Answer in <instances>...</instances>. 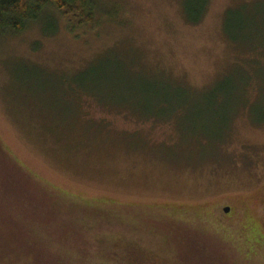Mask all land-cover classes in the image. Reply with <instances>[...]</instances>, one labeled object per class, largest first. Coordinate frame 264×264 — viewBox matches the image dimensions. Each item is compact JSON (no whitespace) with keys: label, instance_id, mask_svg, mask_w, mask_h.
I'll return each instance as SVG.
<instances>
[{"label":"rangeland","instance_id":"374dc122","mask_svg":"<svg viewBox=\"0 0 264 264\" xmlns=\"http://www.w3.org/2000/svg\"><path fill=\"white\" fill-rule=\"evenodd\" d=\"M88 1L93 28L50 13L0 34V264L84 257L62 204L118 218L103 225L126 241L173 239L183 264H264V111L257 82L245 107L240 91L264 78L247 53L264 0H208L196 25L185 0ZM221 84L214 119L200 100Z\"/></svg>","mask_w":264,"mask_h":264},{"label":"trees","instance_id":"16d2710c","mask_svg":"<svg viewBox=\"0 0 264 264\" xmlns=\"http://www.w3.org/2000/svg\"><path fill=\"white\" fill-rule=\"evenodd\" d=\"M197 3L198 5H196ZM207 6L208 0H185L184 11L188 23L192 25L198 24L202 20ZM245 8L246 6H242L234 10H227L225 14L223 31L228 40L235 45H240L241 41L231 36L230 20L233 14H240ZM50 13L66 21L67 26L68 24L85 28H93L94 26L93 7L88 0H0V34L2 35V33L5 32L20 33L26 29L28 24L41 23L45 18L50 17ZM50 19L52 20L53 17H50ZM259 41L258 38L257 42ZM250 46L251 49L248 50L247 53L250 52L251 58L249 57L248 60L257 67L264 66V60H259L264 54V47ZM251 79L254 80L255 83H258L259 89L257 98L248 107L250 109L258 108L264 111V78L262 81H259L255 75L246 78L241 83L240 91L243 97V107L246 106V101H244L245 91ZM225 84H221L216 88H211L200 100V102L207 103L209 106L208 108H211V115L214 119L218 117V111H215L218 106L216 103L219 101L217 98L218 92L220 88L222 92L226 87ZM179 100L183 101V99ZM121 107L130 110L132 107V109L134 108L136 111L139 110V108L133 104V101L131 107ZM188 107L189 105L187 106V104L181 103L180 106H177L174 114H177V117H183V115L187 114ZM139 116L141 115L139 114ZM258 124L261 123L259 122ZM1 158L6 159V155L0 146V159ZM61 206L63 207L62 209L73 214L71 223L79 227L80 230H83L82 238L83 241L86 242L84 248V253L86 255L79 259H71V264H183L181 261L185 254L184 249H182L180 245L177 246L178 248H174L173 246H175L176 243L173 239L169 240L162 235L163 237H160L159 242L157 245H154V248H151V246H144L142 242L137 239L126 241L120 230L114 231L111 226L105 227V225H103V223L111 224L112 220H117V224L121 225L122 223L118 221V218L111 219L104 211L95 209L86 211L85 208L78 205L62 204ZM122 222L124 223L123 220ZM33 233H35V231H33ZM23 248L33 250L27 242L26 246H23ZM115 254L119 255L118 262H113L115 260L111 259ZM37 258L36 261L40 263L41 258Z\"/></svg>","mask_w":264,"mask_h":264},{"label":"water","instance_id":"95a60500","mask_svg":"<svg viewBox=\"0 0 264 264\" xmlns=\"http://www.w3.org/2000/svg\"><path fill=\"white\" fill-rule=\"evenodd\" d=\"M230 211V208L229 207H225L224 209H223V212L224 213H228Z\"/></svg>","mask_w":264,"mask_h":264}]
</instances>
